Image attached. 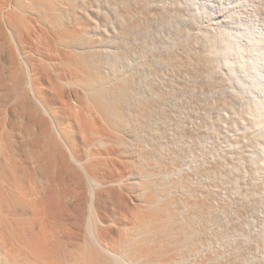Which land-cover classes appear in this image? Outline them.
Masks as SVG:
<instances>
[{
    "label": "bare ground",
    "instance_id": "bare-ground-1",
    "mask_svg": "<svg viewBox=\"0 0 264 264\" xmlns=\"http://www.w3.org/2000/svg\"><path fill=\"white\" fill-rule=\"evenodd\" d=\"M262 1L0 0V264H207L211 212L224 216L240 178L264 222ZM157 22L175 35L194 23L202 57L167 62L211 63L215 74L204 69L227 86L219 94L238 106H209L226 141L219 161L210 116L189 107L200 87L191 96L195 82L159 76L137 54ZM258 231L254 258L264 264Z\"/></svg>",
    "mask_w": 264,
    "mask_h": 264
},
{
    "label": "rangeland",
    "instance_id": "rangeland-1",
    "mask_svg": "<svg viewBox=\"0 0 264 264\" xmlns=\"http://www.w3.org/2000/svg\"><path fill=\"white\" fill-rule=\"evenodd\" d=\"M134 1V0H128V2H129V5L128 6H130V5H133L135 2L137 3V1H139V0H136V1H134L133 3L132 2ZM140 2L141 3H143L144 2V0H140ZM148 2H149V0H148ZM148 2H147V0L144 2L145 4H148ZM263 3V5L262 6H264V1H262ZM139 3V2H138ZM150 3V2H149ZM264 8V7H263ZM158 23L159 22H157L156 24L155 23H153V26L152 25H147L146 26V29L147 30H144L145 32L144 33H147V34H144V36L143 37H146V43H145V38H143V41H144V43H145V45L143 44L142 45V47H146L145 49L144 48H142L141 47V49L143 50V51H141L140 50V52H137V54L139 55V57H141V58H143V60H145L144 61V64L146 65V67H148L149 66V64H150V67H152L151 65H154V66H156V67H154V69L157 71H155V70H153L152 68L150 69V71L151 72H153V73H157L159 76H169V75H171V74H173V75H175L176 77H187L188 79H191L190 80V83H194V84H190V86H189V89L191 90V91H189V92H191V93H189L191 96H192V94L195 92V90L197 89V88H201V85H202V87L203 88H201V89H204V91H205V94H206V96H205V94L204 95H202L201 96V94H197V92L199 93V91L201 90L200 88V90L199 89H197L196 90V94H193V96H194V98L196 99V100H198V98L199 99H201V100H198V103H195V102H197L194 98H193V96H192V98H191V100L192 101H194V103L192 104V106L190 105L189 107L191 108V109H193L194 107L196 108V106H197V109H200L199 107H198V104H199V106L201 107V109L202 110H204V111H206V113H208V117L209 118H207L208 119V123H210L213 127L211 128V125L210 124H207L208 125V130H209V132L211 131V129H212V131L214 132V133H216V135H217V137H215L216 135L213 133L212 134V131H211V133H210V135H209V137H208V143H210L209 144V146H211L210 148H209V154H210V157L213 159H215L217 156V158L215 159L216 161H219V159H221L222 158V156H223V153H220V152H225V151H222L221 149H223V150H225V148L226 147H224L223 145L226 143V141H225V138L223 137L224 135L222 134V133H220L221 131H219V130H221V121L219 120V117H217L216 116V103L218 102V105H219V102L223 99L224 100V98L227 100V101H229V102H231L232 103V105L234 106V107H238V106H236L237 104L235 103V101L233 102V99H232V97L230 98V96H228V95H226V97L224 96V97H221V95L219 94V92L224 88V89H226L227 88V86H226V84H224V82L222 81V80H220V81H222V85H223V87H221L222 85H221V82L219 81V77H216L215 78V76L216 75H210V74H215V71L213 72L212 71V66L210 67V65H211V63H210V65L208 66V64L209 63H206V62H203V61H199V63L198 62H196L195 64H196V66H195V64L190 68V67H188V69L187 68H183L182 70L180 69V68H178L179 70H177V67L175 66V64H173L172 66H171V63H172V61H173V59H172V57L174 56V58L176 59V60H178L177 58H179L180 57V59H186V58H199V57H202V55H203V51H202V46H201V41H200V38H197V36H195V34L194 33H191V31L193 32V30H192V27H193V25H194V23H186V24H183V25H180V27H179V30L176 32L177 34L175 35L174 33H169L168 32V30H166V29H164V27H162V26H160V24L161 23H159V25H158ZM158 25V26H157ZM162 25V24H161ZM189 25V26H188ZM190 25H192V26H190ZM187 26V27H186ZM152 27V28H151ZM189 27V29H186V28H188ZM153 28H156L157 30H156V32H154L155 31V29H153ZM191 28V29H190ZM154 30V31H153ZM160 30H162L163 32H161L160 33ZM185 30H187V31H185ZM146 31H148V32H146ZM179 32H181V33H179ZM188 32H189V35H188ZM160 34L162 35V36H164L165 35V38H167V37H169V38H167V39H170V40H173V42H172V44L171 45H169V47L170 48H173V50L171 49L170 50V48H167L166 46L167 45H165L164 43H162V36H160ZM170 34V35H169ZM172 34V35H171ZM151 35V36H150ZM158 37H157V36ZM169 35V36H168ZM175 35V36H174ZM181 35H183L184 36V38H183V36H181ZM194 35V36H193ZM151 37V39H153L152 40V43L151 42H149V40H151L150 38H148V37ZM152 36H154V37H152ZM167 36V37H166ZM160 37H161V39H160ZM170 37H174V39H176L177 41H176V44L175 45H173L174 43H175V40L174 39H172V38H170ZM176 37V38H175ZM192 37H194V38H192ZM157 38V39H156ZM177 38H180V39H177ZM197 38V39H196ZM155 39H156V41H155ZM183 39V40H182ZM194 39V40H193ZM161 40V41H160ZM149 42V43H148ZM154 42H156V43H154ZM178 42V43H177ZM181 42H183V43H181ZM192 42V43H191ZM181 43V44H180ZM187 43V44H186ZM148 44V45H147ZM153 46H152V45ZM158 44H159V46H158ZM161 44H163L162 45V47H161ZM189 44L191 45V46H189ZM155 45H157V47L155 46ZM173 45V46H172ZM183 46V47H182ZM148 47L150 48V50L148 49ZM156 49H155V48ZM159 47L161 48V49H159ZM165 47V48H164ZM188 47V48H187ZM155 50H153V49ZM168 49V50H170V51H168V50H166L165 51V49ZM175 48V49H174ZM200 48H201V51H200ZM152 49V50H151ZM181 49H182V51H181ZM148 50V51H147ZM164 50V51H163ZM176 50V51H175ZM184 50V51H183ZM147 51V52H146ZM161 51V52H160ZM173 51V52H172ZM180 51V52H179ZM188 51V52H187ZM196 51V52H195ZM142 52H143V54H142ZM160 52V53H159ZM169 52V53H168ZM189 52H192V53H189ZM201 52V53H200ZM171 53H173V55H171ZM187 53H189V55L187 54ZM199 53V54H198ZM140 54H141V56H140ZM179 54V55H178ZM182 54H183V56H182ZM142 55H143V57H142ZM147 55V56H146ZM163 55V56H162ZM181 55V56H180ZM185 55V56H184ZM194 55H197V56H195L194 57ZM151 56H153V57H151ZM159 56V57H158ZM160 56H161V58H160ZM169 56V57H168ZM177 56H179V57H177ZM150 57V58H149ZM157 57V59H155ZM170 57H171V59H170ZM182 57V58H181ZM148 58V59H147ZM158 58H159V60L160 61H158ZM163 58V59H162ZM166 58L168 59V60H170V62L171 63H168L169 61L168 60H166ZM150 59V60H149ZM155 59V60H154ZM166 61H165V60ZM147 60L149 61V62H147ZM163 60H164V64L167 62L168 63V66H170L171 67V69H170V67H168V66H161V65H164L162 62H163ZM172 60V61H171ZM175 60V61H176ZM175 61H173V63L175 62ZM147 62V63H146ZM151 62V63H150ZM155 62H156V65H155ZM160 62V63H159ZM202 62L204 63V64H202ZM159 63V64H158ZM166 63V64H167ZM165 64V65H166ZM170 64V65H169ZM199 64H201L200 66H199ZM159 65V66H158ZM204 65H206V66H204ZM208 66V67H207ZM149 67V68H150ZM164 68V70H162L163 68ZM170 69V71H169V69ZM194 67H196V70L198 69H201V70H205V74L201 71H196V70H194ZM203 67V68H202ZM149 68H148V70H149ZM165 68H166V70H165ZM204 68H206L207 70H208V72L210 73H207V71H206V69H204ZM210 68V69H209ZM159 69H161V70H159ZM189 69H191V71H193V73H190L191 71L189 70ZM193 69V70H192ZM153 70V71H152ZM176 70V71H175ZM155 71V72H154ZM183 71V72H182ZM190 71V72H189ZM195 71H196V73H195ZM164 72V73H163ZM172 72H174V73H172ZM177 72V73H176ZM179 72H181V73H179ZM190 74H189V73ZM162 73V74H161ZM170 73V74H169ZM183 73H187V74H183ZM202 73V74H201ZM207 73V74H206ZM179 74H181V75H179ZM196 74V75H195ZM198 74V75H197ZM202 75L201 77H200V75ZM183 75V76H182ZM185 75V76H184ZM189 75H191L190 77H189ZM193 75H195L194 76V80H193ZM206 75V77H203V76H205ZM172 76V75H171ZM197 76H199V77H197ZM212 76V80L210 79V77ZM196 77V78H195ZM199 79L200 80H202V82L201 81H199ZM218 79V80H217ZM197 82H196V81ZM209 80H210V82H209ZM214 80V81H213ZM192 81V82H191ZM212 81V82H211ZM215 81H217V83L215 82ZM216 84H215V83ZM220 82V84H218ZM206 83V84H205ZM208 83V84H207ZM210 83H211V85H210ZM195 84H196V87H195ZM214 84V85H213ZM218 84V85H217ZM194 85V86H193ZM198 85V86H197ZM205 85V86H204ZM212 87L210 90H208L209 89V87ZM221 85V86H220ZM193 87V89H192V87ZM214 86H217L216 88L214 87ZM220 87V89H218V92H217V88H219ZM226 86V87H225ZM191 87V88H190ZM195 87V88H194ZM205 87H207V88H205ZM213 88H214V91H213ZM192 90H193V92H192ZM206 90H208V91H206ZM216 90V91H215ZM177 93V95L175 94V93ZM212 92V93H211ZM214 92V93H213ZM171 94H172V92H170ZM170 93H166L164 96H166L167 97V94H169L170 95ZM207 93H209V94H207ZM211 93V94H210ZM218 93V94H217ZM216 94V95H215ZM168 95V99H166L165 97V100H170V99H172V97L174 98H176L177 96L179 97V90H173V94H172V97L170 98V96ZM198 97H197V96ZM209 95V96H208ZM214 97H213V96ZM218 95H219V97H218ZM196 96V97H195ZM202 98H201V97ZM204 96V97H203ZM208 96V97H207ZM210 96H212V97H210ZM177 97V98H178ZM211 99H210V98ZM216 97V98H215ZM218 97V98H217ZM205 98V99H204ZM210 100H209V99ZM230 100H229V99ZM232 99V100H231ZM205 100V101H204ZM214 100V102H212ZM219 100V101H218ZM240 100V99H239ZM200 101V102H199ZM207 101V105L208 106H206L205 104H204V102H206ZM216 102V103H215ZM209 103V104H208ZM211 103H212V106H213V103L214 104H216V105H214L215 106V108H213L212 110H211V108H212V106H211ZM235 103V104H234ZM193 105H196V106H193ZM201 105H203V108H202V106ZM217 105V106H218ZM211 108H210V107ZM213 106V107H214ZM207 107H209V108H207ZM200 109V110H201ZM207 109V110H206ZM239 109H240V107H239ZM239 109H235L236 110V112H238L239 113ZM193 111H194V109H193ZM210 113H209V112ZM240 111H241V109H240ZM214 112V113H213ZM210 114V115H209ZM214 115V116H213ZM216 116V117H215ZM241 116H243V114L241 115ZM214 117V118H213ZM211 118V119H210ZM210 120H211V122H210ZM215 120V121H214ZM216 120H218L219 122H220V125H219V122L218 121H216ZM216 123V126H215V123ZM213 123V124H212ZM232 124H234V123H232ZM210 125V126H209ZM225 125H227V124H225ZM229 125H231V124H229ZM215 126V127H214ZM219 126V127H218ZM232 126H235V125H232ZM232 126H227V128L229 127L230 128V133L232 134H234V132H232V130H234V129H231V127ZM217 127V128H216ZM229 128H228V130H229ZM232 128H234V127H232ZM218 129V130H217ZM249 130V132H251L252 130H251V128H248ZM215 130L217 131V132H215ZM251 130V131H250ZM219 133H220V135H219ZM232 134V135H233ZM213 135V136H212ZM211 137L213 138V139H211ZM216 138V140H214ZM219 138H221V139H219ZM224 138V139H223ZM223 140V141H222ZM210 141V142H209ZM215 141V142H214ZM214 144H213V143ZM218 142V143H217ZM222 142V143H221ZM248 142V141H247ZM246 142V143H247ZM245 143V145L246 146H249V142H248V144H246ZM213 144V145H212ZM215 145V146H214ZM221 145V146H220ZM242 145L244 146V143L242 142ZM218 146H219V148H218ZM213 147V148H212ZM217 148H218V150H221L220 152L217 150ZM216 150V151H215ZM211 151H212V153H211ZM222 154V156H221V158H219L220 156H219V154ZM211 154H213V155H211ZM214 156V157H213ZM242 156V159H243V156L244 155H241ZM241 156H240V158H241ZM219 158V159H218ZM242 159H241V161H242ZM215 161V162H216ZM244 161V160H243ZM245 163H246V170L248 169H250L251 167L250 166H248L247 164H249V163H247L246 161H245ZM249 167V168H248ZM251 170V169H250ZM249 170V171H250ZM248 172V171H247ZM249 173V172H248ZM211 179H212V177H211ZM240 180L242 181H240L239 183H238V187H239V189H237V190H239L238 192L236 191V189H233L232 187H228V185H226V187H225V192L228 190H230L231 188V190H234V193L233 192H231V194H233V196H231V194H230V196H228V194H227V197H226V194H225V199L223 198V197H221V199H224L223 201L226 203V204H224L223 203V201H222V203L224 204V206H225V208L223 209V211L221 212V213H223L222 215H224V216H221V214L219 215L218 213H216V214H214L213 212H211V216H213V217H210V219H211V222H210V224H209V234H208V240H209V245H211V246H209V247H211V248H209V251L211 252H209L210 253V255H211V259L208 261V263L207 264H258L257 262H256V259L254 258V257H256V255L255 254H257L255 251H257L258 249V247H257V241H256V238H254L253 237V232L254 231H258V230H260V232H261V230H263L264 228H263V226H264V222H263V218L261 217V215L260 214H258L257 216H256V212H259V211H257V205H255V204H257L256 202H257V200H258V198L256 199L255 198V196H253L252 195V193L250 192V187H249V185H244V183H243V180H242V178H240ZM245 186V187H244ZM247 186L249 187L248 189H247ZM224 189V188H223ZM222 189V190H223ZM245 189V190H244ZM230 190V191H231ZM246 190H249V192L248 191H246ZM224 191V190H223ZM227 191V192H228ZM243 191V192H242ZM246 193H245V192ZM226 192V193H227ZM239 194V195H236L237 193ZM244 193V194H243ZM248 193V194H247ZM234 195H236V197H234ZM242 195V196H241ZM248 195H249V197H248ZM238 196V197H237ZM245 196V197H244ZM253 196V197H252ZM230 197H231V199H230ZM252 197V198H251ZM237 198H239L238 200H237ZM227 199V200H226ZM229 199L231 200V201H229ZM253 199H254V203H253ZM237 202H235V201ZM240 201V202H239ZM248 201V202H247ZM259 201V200H258ZM221 202V201H220ZM233 202V203H232ZM245 203V204H244ZM253 203V204H252ZM244 204V205H243ZM252 206H251V205ZM240 207H241V209H240ZM243 208V209H242ZM246 209V210H245ZM240 210V211H239ZM254 210V211H253ZM231 211V212H230ZM246 213H245V212ZM227 212V213H226ZM255 213V214H254ZM218 214V215H217ZM254 214V215H253ZM216 215V216H215ZM233 215V216H236L235 218H237V219H235L233 216V219H232V217L231 216ZM245 215V216H244ZM250 215V216H249ZM256 216V217H255ZM229 217V218H228ZM248 217H249V219H248ZM219 218V219H218ZM239 218V219H238ZM231 219H232V221H231ZM217 220H219V221H217ZM238 220V221H237ZM217 221V222H216ZM236 221V222H235ZM245 221V222H244ZM263 222V223H262ZM214 223V224H213ZM231 223V224H230ZM232 223H233V226H232ZM243 225H242V224ZM217 224H219V225H217ZM222 224V225H221ZM224 224V225H223ZM234 224H235V226H234ZM248 224H250V225H248ZM259 224V225H258ZM262 224V225H261ZM217 225V226H216ZM221 225V226H220ZM248 225V226H247ZM258 225V226H257ZM231 226V227H230ZM241 226V228H239ZM243 226V227H242ZM261 226V227H260ZM215 227H217V228H215ZM256 227V228H255ZM231 228V229H230ZM245 230H244V229ZM247 228V229H246ZM254 228V229H253ZM261 228V229H260ZM215 229H216V231H215ZM218 229H219V231H218ZM221 229V230H220ZM235 229V230H234ZM236 229H240L239 231L238 230H236ZM212 230V231H211ZM221 231V232H220ZM235 231H237V232H235ZM244 231V232H243ZM250 231H251V234H250ZM253 231V232H252ZM242 233V237L240 236L239 237V234L240 233ZM259 232V231H258ZM259 232V233H260ZM220 233V234H219ZM237 233V234H236ZM217 234V235H216ZM225 234L227 235V236H225ZM238 235V236H236V235ZM260 234H262V232L260 233ZM245 235V236H244ZM252 235V236H251ZM225 236V237H224ZM211 237V238H210ZM223 237V238H222ZM232 237V238H231ZM251 237V238H250ZM221 238V239H220ZM238 238H240V239H238ZM247 238V239H246ZM226 239V240H225ZM244 239V240H243ZM252 239V240H251ZM212 240V241H211ZM222 240H223V242H222ZM243 240V241H242ZM254 240V241H253ZM241 241V242H240ZM218 242V243H217ZM221 242V243H220ZM245 242V243H244ZM255 242V243H254ZM211 243V244H210ZM214 243V244H213ZM216 243V244H215ZM224 243V244H223ZM240 243V244H239ZM220 244V245H219ZM222 244V245H221ZM226 244V245H225ZM245 244V245H244ZM255 244V245H254ZM236 245V246H235ZM224 246V247H223ZM247 246V247H246ZM249 246V247H248ZM250 246H253V247H250ZM255 247H257L256 249H255ZM215 248V249H214ZM218 249V250H217ZM223 249V250H222ZM241 249V250H240ZM243 249V250H242ZM255 249V250H254ZM238 250V251H237ZM223 251V252H222ZM224 251H225V253H224ZM252 251H254V252H252ZM228 252V253H227ZM218 253V254H217ZM235 253V254H234ZM245 253H246V255H245ZM248 253V254H247ZM224 255V256H223ZM254 255V256H253ZM216 256V257H215ZM251 256H252V259H251ZM241 259H240V258ZM225 258V259H224ZM237 258V259H236ZM245 260H244V259ZM248 258H249V260H248ZM223 259H224V261H223ZM231 260V261H230ZM236 260V261H235ZM255 260V261H254ZM218 261V262H217ZM241 261V262H240ZM250 261V262H249ZM254 261V262H253ZM244 262V263H243ZM256 262V263H255Z\"/></svg>",
    "mask_w": 264,
    "mask_h": 264
}]
</instances>
